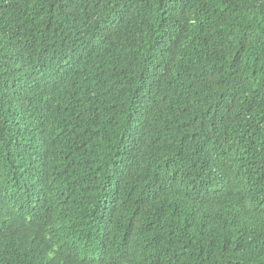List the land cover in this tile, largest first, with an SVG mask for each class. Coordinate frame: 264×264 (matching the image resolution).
<instances>
[{"label": "trees", "instance_id": "trees-1", "mask_svg": "<svg viewBox=\"0 0 264 264\" xmlns=\"http://www.w3.org/2000/svg\"><path fill=\"white\" fill-rule=\"evenodd\" d=\"M0 264H264V0H0Z\"/></svg>", "mask_w": 264, "mask_h": 264}]
</instances>
